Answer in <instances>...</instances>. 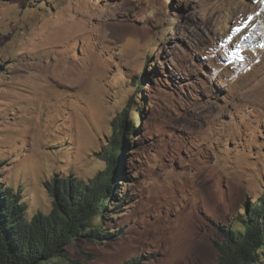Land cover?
Wrapping results in <instances>:
<instances>
[{"label":"rangeland","instance_id":"obj_1","mask_svg":"<svg viewBox=\"0 0 264 264\" xmlns=\"http://www.w3.org/2000/svg\"><path fill=\"white\" fill-rule=\"evenodd\" d=\"M127 107L137 132L102 220L116 238L72 257L220 264L264 191V0H0V184L29 219L53 208L47 182L106 169Z\"/></svg>","mask_w":264,"mask_h":264},{"label":"trees","instance_id":"obj_2","mask_svg":"<svg viewBox=\"0 0 264 264\" xmlns=\"http://www.w3.org/2000/svg\"><path fill=\"white\" fill-rule=\"evenodd\" d=\"M148 74L143 72L134 81L142 95ZM136 112L142 124L143 110L136 109ZM115 121V140L108 144L105 153L106 169L90 183L72 175L47 182L53 197L50 212L39 211L29 219L20 191L0 184V264H82L69 250L74 242L116 238L114 231L104 228L102 220L119 192L120 180L126 176L127 150L137 128L130 118V107ZM245 209L242 224L238 228L229 225L222 240L216 242L220 264H260L261 255L264 257V191L251 209L248 206ZM97 216L101 218L98 224L93 221ZM122 264L135 263L132 258Z\"/></svg>","mask_w":264,"mask_h":264}]
</instances>
